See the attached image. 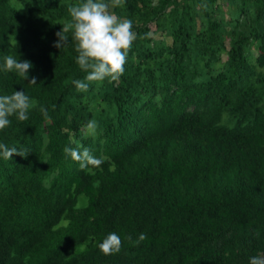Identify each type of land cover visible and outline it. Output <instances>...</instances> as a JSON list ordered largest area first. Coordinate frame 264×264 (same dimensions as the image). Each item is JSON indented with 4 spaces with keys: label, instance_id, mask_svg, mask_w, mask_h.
I'll use <instances>...</instances> for the list:
<instances>
[{
    "label": "trees",
    "instance_id": "trees-1",
    "mask_svg": "<svg viewBox=\"0 0 264 264\" xmlns=\"http://www.w3.org/2000/svg\"><path fill=\"white\" fill-rule=\"evenodd\" d=\"M83 2L0 0V96L24 91L33 105L0 130V144L25 153L0 155V264L264 255V0H121L110 11L136 34L124 72L86 92L73 84L86 74L72 31L54 46ZM8 55L31 62L27 79L4 70ZM81 145L100 167L64 153ZM112 232L120 251L104 255ZM141 233L138 246L126 239Z\"/></svg>",
    "mask_w": 264,
    "mask_h": 264
},
{
    "label": "clouds",
    "instance_id": "clouds-1",
    "mask_svg": "<svg viewBox=\"0 0 264 264\" xmlns=\"http://www.w3.org/2000/svg\"><path fill=\"white\" fill-rule=\"evenodd\" d=\"M120 4L121 0H111V3L106 0H85L68 8L71 20L62 27L61 32L56 33L58 40L54 46L65 47L68 37L64 33L72 31V39L78 53L76 63L86 74L83 80L73 81L78 91H88V82H102L106 78L117 80L124 72L127 53L136 39V34L132 31L131 20L120 19L110 11V7ZM150 36L151 33H146L143 38ZM32 67L31 62L27 60L19 61L11 55L4 58V70L15 71L24 80L28 78L29 69ZM30 84L36 85L35 77L31 78ZM32 106L24 91H13L11 95L0 96V130L10 124L9 117L14 114L20 121L27 120V112ZM41 112L46 118L48 117L45 109L41 108ZM97 127V122L90 120L84 126V131L88 135H95ZM64 153L79 162L81 169L89 166L98 168L104 162L103 158L94 157L83 145L80 148L65 147ZM0 155L4 159L11 160L14 155L24 157L25 153L17 148L9 149L5 144H0ZM126 239L133 246H138L146 239V235L141 233L135 241L130 235ZM121 244L120 236L112 232L99 243L98 247L104 255H111L120 251ZM249 264H264V255L250 257Z\"/></svg>",
    "mask_w": 264,
    "mask_h": 264
},
{
    "label": "rangeland",
    "instance_id": "rangeland-1",
    "mask_svg": "<svg viewBox=\"0 0 264 264\" xmlns=\"http://www.w3.org/2000/svg\"><path fill=\"white\" fill-rule=\"evenodd\" d=\"M153 37H154L155 40H159V39H161V36L159 35V33L154 34ZM169 42H170V40L167 39V43H169Z\"/></svg>",
    "mask_w": 264,
    "mask_h": 264
}]
</instances>
